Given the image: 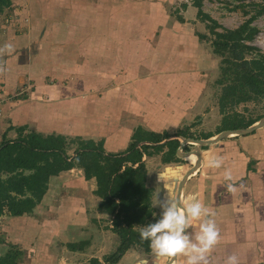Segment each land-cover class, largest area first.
<instances>
[{"label":"rangeland","instance_id":"obj_1","mask_svg":"<svg viewBox=\"0 0 264 264\" xmlns=\"http://www.w3.org/2000/svg\"><path fill=\"white\" fill-rule=\"evenodd\" d=\"M137 1L140 2V0ZM96 5L97 4L92 1L90 6L97 7ZM187 5L190 9L184 11V6ZM156 7L159 8L155 14L158 17L155 23L156 26L166 25L183 31L181 27L182 24L185 27L187 39L182 36V40L176 42L175 36L170 35L169 32L165 35L155 34L153 38L150 34L149 37H145V35H147L146 32H141L144 28H140L138 35H133L134 39L132 36L117 35L121 41L120 44L117 45L116 48L113 47L112 49L105 50L104 48L101 49V47H105L108 41L102 37L99 38L95 34H91L90 37L81 34L83 28L80 22L85 20L82 17L75 16L74 23L78 25H76L74 29L71 25H64L65 27L57 26L53 28V33L51 35L43 32L40 33V29L45 30L46 27L48 28L50 26L51 21L55 20L43 17V22L38 25V35H36V33H27L29 36L26 35L25 38L16 40L22 44L20 47L18 46V48L15 49H4L0 52V59H4V61L0 60V85H3V82H1L3 75L5 76L4 79H6V83H4L2 89L0 87V102L15 101L20 98V100L28 99L26 107L24 108L28 111L27 114H29L27 116V124L23 125L25 128L24 133L38 132L36 128V121L38 118L31 116L34 111L41 110L45 105L51 107L52 103H60L61 106L64 105L60 110L58 109V114L54 115L56 121H58L56 124L62 127V131L60 132L58 128H48L44 130H49L48 132L50 133H54L58 130L57 132L64 136V150L68 156H73L75 149L79 145L80 139H85L82 135L71 132L74 129V127L72 128L71 126V122L73 121L75 122L76 133L87 132V123H92L94 129L100 133L96 138H103L106 140L114 139L116 129L123 130V133H125L129 125L137 122L149 123L150 125H156L159 122L171 126L173 123H176L175 121H177L178 118H182L188 114L190 115V118L189 116L186 117L189 118L188 124H182L178 128L171 130H163V132L168 131L171 135L181 132L184 136L177 137L179 141H181L182 138H201L200 136H202L203 130L217 132L219 127L217 125L204 123L201 126V117H203V115L205 116L203 113L208 112L210 108L214 109V114H220L218 97L221 91V83H219V79L224 83H227L229 80L228 76L222 75L221 73V56L212 51L211 40L213 39V34L209 30V27H212V23L207 20L204 15L198 16L197 8L192 5V0H171L170 3L167 0H162L158 2ZM75 9H78L77 5H75ZM70 10H72V8H69V11ZM201 10L211 19L215 20L222 28L226 29L235 28L244 21L250 19L249 26L255 29V34L249 41V44L255 49L251 50L250 54H246L245 56L249 58L251 56H256V53H264V0H202ZM95 12L96 11H92V14ZM133 12L135 24L140 27L144 25L146 29V21L148 20V29L154 26L152 25V18H155L153 16L154 14H152L154 11H152V7L147 5V3L144 5L137 4L133 7ZM9 13H12V11H9ZM122 15L126 16L127 13L123 11ZM64 17L65 15L58 17V21H60L59 24L67 23V20L63 19ZM13 19L9 18L8 21L5 22V27L0 28V45H2V42H5L2 37L4 32H12L15 30L12 28L15 23ZM38 20H40V18ZM71 20L72 19H70L69 22ZM126 25H130V22H124V26ZM213 28L215 30H220V28L217 27ZM151 34L154 33L151 32ZM158 36L159 38H157ZM9 37V35L5 36V38ZM83 37L89 40L91 58L93 59L95 54H99L94 58L91 64L90 62L87 64V61L84 62L86 56L82 54V52L71 48L73 43L75 45L76 43H82ZM195 39H198L199 44ZM159 40H165L164 44ZM183 43H186V45L184 46ZM181 44L185 47V50H188V53L185 54V56H188L187 62L192 61L188 62L187 66L182 64L180 66L178 63L181 54L177 48ZM197 45L203 48L198 49ZM101 54L103 55L102 57ZM87 57L90 58L89 56ZM8 58L10 59L9 62L7 60ZM59 60L61 61L60 63ZM73 60L84 66H88L87 69L91 70V76H94L98 82V85L92 88L93 90L90 88V91H88L85 83L80 81L73 84L65 83L68 90H66L67 93H64L60 85L50 81L56 80L57 76L61 73H67L66 67L61 68L60 66L62 62L70 63ZM160 61L165 63L160 64ZM177 73H192L191 75L195 73L193 76L194 78L198 75H202L204 79L203 81L201 80V82L193 79L184 83L182 80L176 78L165 80L160 76L164 74L175 75ZM41 74L46 75L45 78L49 86L46 92L38 94V85L34 79ZM105 74H107V76H105ZM15 75L19 77L18 81L14 80ZM86 79V77L82 78V81ZM193 85L196 86L194 90L190 91L189 94L187 93V95L186 93L183 95V93ZM71 86H75V88H73L74 90L71 89ZM100 90H110L109 92L115 90L117 94H111L112 96L109 98L103 97V100L97 101L95 99V102L93 98ZM155 91L160 92L154 95ZM38 95H42L46 99H43L44 104L38 103V98H36ZM74 95L84 99L85 105L80 106L76 103V101L81 98L71 101L72 98L69 97ZM183 96L187 97L184 98ZM68 101L71 102L68 103ZM184 102L186 104H184ZM47 106H45V108H47ZM234 110L239 112V117L242 116L241 118L244 120L255 119L256 121L260 118L259 116L264 114L263 97L253 96L251 99L236 105ZM165 111L168 112L164 113ZM185 111L187 112L185 113ZM200 112H202L203 115L199 116ZM42 113L43 118V109ZM51 113L46 117L50 119ZM152 115L154 117L150 120L149 117ZM0 117L2 118V122L3 120L6 121V119H11V117L2 114H0ZM212 118L213 117H209L210 121H212ZM113 120H115V122H113ZM183 121L184 120H182V122ZM10 122H12V120ZM120 127H124V129ZM1 128L2 125H0V134L2 131ZM10 128L11 127H8L7 131ZM105 129L114 130H108V132L105 133ZM131 130L133 133L135 127ZM13 131V137H15L16 131ZM132 133L129 135L130 139ZM41 134H43V132H41ZM86 135L89 136V134H85L84 136ZM7 137L8 134L6 135V138ZM1 140L2 138L0 135V141ZM207 146L186 143L182 146L180 153L191 150L199 151L202 147ZM107 147L115 148V146L113 147L110 145ZM162 149V147L159 149L148 148L146 152H152L150 154V158L152 159L151 167H155V169L162 167L161 170L163 171L165 164L162 161V163L159 162V159H162V153L164 154ZM123 150H125V148ZM165 155L166 154L163 156ZM170 160L169 162H171V164L181 166V170L190 167L187 164L188 160L177 155V153L173 154ZM167 164L171 165L170 163ZM63 177H66L63 180L65 182L67 174ZM59 194L60 193H56L54 189H50L44 202L47 204L53 202V206L56 205L54 196ZM87 196L89 195L87 194ZM53 206V210H51L49 214L48 212L46 214L40 212L37 218H30L27 222H25L27 215L12 217L7 212L2 213L0 215V257L5 253H13L18 250L20 254L15 258V264H76L88 261L93 257V254L102 261L105 255L115 250L118 243L115 247L110 240H108V245L103 246L102 244L101 248L96 244H91L89 246L90 243H86L85 249L81 246L85 241H66L76 238L72 233L68 234L67 231L61 233L62 229H60L59 225L53 224L52 221L54 219L60 221L58 219L60 214L59 212H54L56 211V206ZM36 209L38 211V207ZM98 209H96L97 212L99 211ZM39 210L46 211L43 209ZM105 213H107V211ZM160 213V209L154 208V213L150 216L148 223L155 222V220L159 218ZM46 216L49 217L51 221L48 222L45 219L44 221L40 220L38 222V218L44 219ZM87 223L91 225L93 229L89 236L86 235V239H96L99 237L96 232L101 235V231L107 228L111 229L110 215L108 213L106 217L97 218L94 226L91 220L87 219ZM134 226L137 229H141L144 224ZM81 229H84V226H82ZM94 235L97 237H94ZM49 238H51L52 241H50ZM69 243H74L79 250H73V252H75L73 254L69 253L68 251H72L68 246ZM111 247L113 249H110ZM132 247L141 249L143 255L142 258H138L139 260H134V264H149L153 260L150 258L156 256L151 250L146 251L141 246L133 245ZM158 260L159 264H169L168 257H161Z\"/></svg>","mask_w":264,"mask_h":264},{"label":"crops","instance_id":"obj_2","mask_svg":"<svg viewBox=\"0 0 264 264\" xmlns=\"http://www.w3.org/2000/svg\"><path fill=\"white\" fill-rule=\"evenodd\" d=\"M92 1L97 4V7L90 6ZM161 1L140 0V2H138L137 0H10L9 6L5 7L0 14V28H4L5 22H7L9 18L13 19L14 17L15 20L13 19V22L15 23L14 25L12 23L14 27H12L11 25L10 26L15 30H18L19 32L15 30L12 32L3 31L4 34L2 35V37L4 38L5 42H2V45H0V52H2L4 49H15L18 48V46L20 47L22 44H20V42H17L16 40H21L25 38L26 35L29 36L28 34L30 33H36V35H38V25L39 23L41 24L43 22V17L55 20L51 21L50 26L48 28L46 27L45 30L40 29V33L43 32L48 35H51L53 33V28H56L57 26L65 27L64 25H71L74 29L75 26L78 25L74 23V19L76 18L75 16L82 17L85 20L83 22H80V25H82L83 28L81 34H83L84 36L87 35V37H90L91 34H95L99 38L102 37L103 39L108 41L105 47H101V49L104 48L105 50L112 49L113 47L116 48L117 45L120 44L121 41L117 37V35H126L130 37L132 36L133 38V35H138V31L140 28H144V30H142L141 32H146L147 35H145V37H149L150 35H152L151 37L153 38V35L155 34L165 35L167 32H169L170 35L175 36L174 38H176V42L182 40V36L187 39V34L185 33L184 29L185 27L182 24L181 27L183 28V31L177 30L175 27H168L166 25L156 26L155 23L158 17L155 14L156 11L159 10L156 5ZM167 1L169 3L171 2V0ZM146 3L147 5L152 7V11H154L152 13L155 17L152 18V25L154 26H152L151 29H148V20L146 21L145 29L144 25L140 27L139 25L135 24L133 19V7H135L137 4L144 5ZM75 5L78 6V9H75ZM184 7V11H188V9H190L188 5ZM69 8H72V10L69 11ZM5 11L8 13H6ZM9 11H12V13H9ZM92 11L96 12L92 14ZM123 11L127 13L126 16L122 15ZM64 15L66 18L64 17L63 19H66L67 23L59 24L60 21H58V17ZM39 18L40 20H38ZM70 19L72 20L69 22ZM124 22H130V25L124 26ZM151 32L154 34H151ZM7 35H9L10 37L5 38V36ZM157 38H159V36ZM159 41H162V44H164L165 40ZM195 41H197V43L199 44L198 39H195ZM183 45L185 46L186 43H183ZM183 45L181 44L177 48L181 54H179L180 59L178 63L180 64V66L181 64L187 66L188 62L192 61L187 62L188 56H185V54L188 53V50H185V47H183ZM197 46L198 49L203 48L200 45ZM71 48L82 52V54L86 56L84 58V62L87 61V64L89 62L91 64L94 58L99 55L95 54L93 59L91 58V53L89 52V40H86L85 37H83L82 43H76V45L73 43L71 45ZM87 56H89L90 58H88ZM102 56L103 55L101 54V57ZM0 60L4 61V59ZM7 60L9 62L10 59L8 58ZM60 62L61 61L59 60V63ZM164 63L165 62L160 61V64ZM60 66L61 68L66 67L67 73H61L57 76L56 80L50 81L60 85V88L61 90H64V93L66 92V90H68L65 83L73 84L81 81L82 83H85L87 87L85 88L88 91H90V88L92 89L95 85H98L96 78L94 76H91L90 74L91 70L87 69L88 66H84L74 60L70 63L62 62ZM191 74L192 73H177L175 75L164 74L160 76L165 80L176 78L178 80H182V82L184 83L193 79L201 82V80L203 81L204 79L202 75H198L196 78H194L193 76L195 75V73L193 75ZM105 76H107V74H105ZM4 77L5 76L3 75L1 79V82H3V85H0L1 89L4 86V83H6V79H4ZM45 77V74H41L36 77V79H34V81L38 85V94L47 91L49 85H47L48 81H46L47 79ZM85 77L87 79L85 81H82V78ZM189 77L192 79H190ZM14 80L18 81L19 77L15 75ZM195 87L196 86L193 85L192 87L188 88L186 92L183 93V95L185 93L186 95L187 93L189 94V92L193 91ZM73 88H75V86H71V89ZM109 91L110 90H100L93 99H96L97 101L103 100V97L109 98L112 96L111 94H117L115 93V90H113L112 92ZM159 92L160 91H155L154 95L158 94ZM183 97L186 98L187 96ZM36 98H38V103L41 104H44V100H46L42 95H38ZM69 98H72L71 101H73V99H78L81 97L74 95ZM20 99L15 101L0 102V114L11 117L10 120L6 119V121L3 120V122L2 118L0 117V125H2V131L0 134L1 138L5 133V137L8 134L7 139H14L16 135L15 137H13V130H15L19 126L27 124V116L29 114H27L28 111L24 108L26 107L28 99ZM71 101H68V103H70ZM76 103H78L80 106L85 105V101L82 98L77 100ZM184 104L186 103L184 102ZM45 106L42 108L44 110L43 118L42 109L34 111L33 115H31L34 118H38L36 121V128L38 132H34H43V135L59 134L57 132L58 130L55 131L56 133H50L48 132L49 130L44 129L58 128L60 132L62 131V127L56 124L58 121H56L54 115L58 114V111L64 105L61 106L60 103H52L51 107L47 106V108H45ZM187 111H185V113ZM49 112H52L50 119L49 117H46L48 116V114H50ZM167 112L168 111H165L164 113ZM203 114H205V116ZM203 114L202 112L199 113V116L203 115V117H201V126L204 123L220 126L219 122L221 121L222 115L214 114L213 108H210L208 112H204ZM188 116L190 118L189 114L183 116L182 118H178V120L175 121L176 123H173L171 126L161 124L159 122L156 125H150L149 123L144 122H137L134 124L131 123L132 125H129L125 133H123V130L116 129L114 133V139L107 140L103 138H96V136H99L98 134L100 133L94 129V125L92 123H87V132L76 133L75 122L73 121L71 122V126L72 128L74 127V129L71 132H73L74 134L82 135L85 139H92L95 142L102 141V147L105 153L118 152L122 151L124 148H127L129 141L131 140L129 138V135H131V129H133L134 127L136 128L138 126H141L145 130H151L161 133L163 132V130H171L178 128L182 124H188L189 118H186ZM208 116L213 117L212 121H210ZM152 117L154 116L152 115L149 117L150 120H152ZM11 120L12 122H10ZM182 120L184 121L182 122ZM113 122H115V120H113ZM8 127L11 128L7 131ZM120 128L124 129V127ZM108 130L105 129V133H107ZM217 133L218 132H213L211 130H203L202 136L200 137H211ZM85 134H89V136H84ZM108 145L113 147L115 146V148H108ZM162 148V152L166 154L165 156H163L164 154L162 153V159H159L160 163L163 162L165 164L163 171L161 170L162 167L159 169L151 167L152 159L150 158V154L152 152H147V154L145 153L142 156V160L146 168L145 186L151 189L150 206L153 210L151 215H153L154 213V208L160 209L162 211L160 203L158 202L162 203L169 200H175L177 202V205L183 208L189 202L193 200H199L203 203V205H205L215 213V216H213L212 219L215 220L216 225L219 229L218 241L210 250V252L207 253L208 264H225V261L229 255L237 256L238 264H264V125L253 130L250 133L244 135L229 136L227 138L220 139L215 143L208 145L207 147H202L199 151H197L198 155L190 152L186 153V156L180 155L181 157L188 160L187 164L190 167L185 170H181V166L171 164V162L169 161H171L170 157L173 155L171 154V152H169L167 146H164ZM176 153L177 149L175 150V154ZM190 155H194V159H192ZM214 156L223 157V164L220 168H211L208 166L209 159ZM167 163H170L171 165H168ZM192 167H194L195 169H193V171H190ZM225 169H229L231 171V181H225ZM187 173H189L188 176H186V178L182 180V177L184 175H187ZM66 174L67 179L64 182L63 180L66 177L63 176ZM180 181L182 182L181 185H179ZM229 183L233 184L234 188L230 189L228 187ZM95 188V179H86L80 167L74 166L69 169L62 170L58 174L52 175L48 178L46 191L40 202L32 209V211L28 214L24 213L20 216L22 217L27 215L25 219V222H27L30 218H37L40 212H44V214L48 212L49 214V212L53 210L52 206L54 203L51 202L47 204L46 202H44V200L47 198L49 190L54 189L56 193H60L59 195L54 196L56 205L53 206H56V211L54 212H59L60 214V216L58 217L60 221L54 219L52 222L54 225H59L60 229H62L61 233L67 231L68 234L72 233V235H74L76 238L74 240L68 239L66 241H85L84 244L81 245L83 249L86 248V243H90L89 246L91 244H96L101 248L102 244L103 246L109 244L108 240L112 241L115 246L118 243V237L114 232L111 231V229L108 228L101 231V235L100 233L96 232L97 236H99L98 238H96L97 240L94 238L92 240L86 239V235L89 236L93 229V227L87 223V219L91 220L92 225L94 226L97 218H103L107 216V213H105L107 211V204L101 201L102 199L94 194ZM87 194L89 196H87ZM37 207L38 211L36 209ZM39 209H43L46 211H41ZM96 209H98L99 211L97 212ZM46 217L44 219L38 218V222L40 220L44 221L45 219L48 222L51 221L49 217ZM82 226H84V229H81ZM190 230L193 233L198 232L199 220L190 219ZM97 236L94 235V237ZM49 240L52 241L51 238H49ZM110 249L113 248L111 247ZM76 250H79V248ZM68 252L72 254L75 253L73 252V250ZM92 256L99 259V257L94 254ZM142 256L143 255L141 253V249L133 248L131 246L124 252L121 258L115 264H134V260L142 258ZM160 258L161 257L152 256L150 259L153 260L149 264H159L158 259ZM168 261L169 264H186V257L184 255L177 254L172 257H168Z\"/></svg>","mask_w":264,"mask_h":264},{"label":"trees","instance_id":"obj_3","mask_svg":"<svg viewBox=\"0 0 264 264\" xmlns=\"http://www.w3.org/2000/svg\"><path fill=\"white\" fill-rule=\"evenodd\" d=\"M9 4L10 0H0V14ZM192 5L197 8L198 16L204 15L212 23L209 27L213 34L212 51L221 56V73L229 79L227 83L219 79L218 107L222 117L217 132L246 127L255 119L244 120L234 107L253 96H261L264 100V53H256L249 58L245 56L255 49L249 44L255 29L249 26L250 19L232 29L222 28L203 13L202 0H192ZM24 130L19 126L15 129L14 139H7L4 133L0 141V215L5 212L11 216L30 213L43 197L50 176L78 166L86 179H95L94 194L107 204L110 228L119 242L102 261L92 257L76 264H115L133 245L150 250L148 241L139 239L140 229L134 227L148 224L153 211L150 206L151 189L145 186L146 168L142 156L147 154L148 148L163 146L175 154L180 145L177 137L184 134L158 133L138 126L123 151L105 153L102 141L80 139L74 155L68 156L64 150V136L24 133ZM68 246L71 250L78 249L74 243ZM19 254L18 250L5 253L0 257V264H15Z\"/></svg>","mask_w":264,"mask_h":264},{"label":"clouds","instance_id":"obj_4","mask_svg":"<svg viewBox=\"0 0 264 264\" xmlns=\"http://www.w3.org/2000/svg\"><path fill=\"white\" fill-rule=\"evenodd\" d=\"M223 157L214 156L208 161L211 168H220ZM225 181L232 180L229 169L224 171ZM230 189L234 185L229 183ZM162 209L155 222H150L139 231V239L148 241L149 248L157 257H172L177 254L186 257V264H208L207 253L217 243L219 229L213 216L215 213L199 200L189 202L183 208L175 200L158 202ZM190 219L199 220V230H190ZM225 264H238L235 255H229Z\"/></svg>","mask_w":264,"mask_h":264},{"label":"water","instance_id":"obj_5","mask_svg":"<svg viewBox=\"0 0 264 264\" xmlns=\"http://www.w3.org/2000/svg\"><path fill=\"white\" fill-rule=\"evenodd\" d=\"M262 125H264V115L261 116L259 119H257L256 121H254L253 123H251L250 125L243 127V128H237V129H225V130H221L220 132H218L217 134L211 136V137H207V138H182L180 141V145L177 148V155H181V156H186V153L190 152L193 153L195 155H198V152L196 150H192V151H187L184 153H180V150L182 149V146L185 145L186 143H195L199 146H204V145H209V144H213L216 141L229 137V136H233V135H244L247 133H250L251 131L261 127ZM193 169H195L194 167L191 168L190 171H193ZM189 173H187V175H184L182 177V180L186 178V176H188ZM181 180V181H182ZM180 181V184H182V182ZM180 188V186H179Z\"/></svg>","mask_w":264,"mask_h":264},{"label":"bare ground","instance_id":"obj_6","mask_svg":"<svg viewBox=\"0 0 264 264\" xmlns=\"http://www.w3.org/2000/svg\"><path fill=\"white\" fill-rule=\"evenodd\" d=\"M190 157L192 158V159H194V155H190ZM196 157V156H195Z\"/></svg>","mask_w":264,"mask_h":264}]
</instances>
